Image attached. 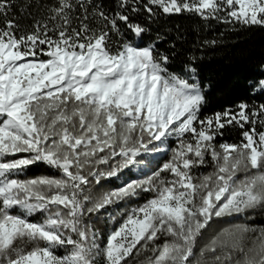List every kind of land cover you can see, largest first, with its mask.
<instances>
[{
    "label": "snow or ice",
    "instance_id": "1",
    "mask_svg": "<svg viewBox=\"0 0 264 264\" xmlns=\"http://www.w3.org/2000/svg\"><path fill=\"white\" fill-rule=\"evenodd\" d=\"M182 14L264 28V0H0V264H264V103L202 114L184 37L153 36Z\"/></svg>",
    "mask_w": 264,
    "mask_h": 264
},
{
    "label": "trees",
    "instance_id": "2",
    "mask_svg": "<svg viewBox=\"0 0 264 264\" xmlns=\"http://www.w3.org/2000/svg\"><path fill=\"white\" fill-rule=\"evenodd\" d=\"M21 25H30L31 19L22 18ZM153 36L156 31L166 35L169 40L175 38L179 32L184 37V43L178 44L180 52L175 58L174 65L180 67L188 55H194L197 59L195 67L198 70V77L205 89L207 104L203 109L204 115L220 111L226 107H234L242 100L249 103H264V93H253L252 84L255 81L264 79V28H239L231 29L215 21L205 24L194 16L188 14L171 15L161 17L153 25ZM147 40L148 37H145ZM204 40H217L215 46H200ZM194 45H196L194 47ZM163 49L167 45L161 43ZM225 139L238 141V130H229L225 133ZM170 146L174 144L170 143ZM166 159V157H164ZM162 163L163 159H159ZM154 166V164H153ZM201 171H211L210 168ZM52 170L46 165L37 164L28 171L29 176L51 175ZM141 175L136 168L130 172L125 171L121 180L113 179L106 182L104 189L118 186L123 180L137 179ZM99 189V190H104ZM143 198L129 202V207L142 203ZM124 205L118 206V208ZM118 208H110L108 211L113 215ZM233 223L239 221H231ZM251 223L264 225V212L254 215ZM224 223L214 224L207 235L218 231ZM96 227L102 232H107L113 227L104 214L97 219ZM207 238V236H206Z\"/></svg>",
    "mask_w": 264,
    "mask_h": 264
}]
</instances>
